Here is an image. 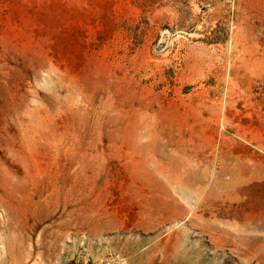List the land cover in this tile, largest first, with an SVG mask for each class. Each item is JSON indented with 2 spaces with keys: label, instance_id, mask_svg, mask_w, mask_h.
Wrapping results in <instances>:
<instances>
[{
  "label": "rangeland",
  "instance_id": "rangeland-1",
  "mask_svg": "<svg viewBox=\"0 0 264 264\" xmlns=\"http://www.w3.org/2000/svg\"><path fill=\"white\" fill-rule=\"evenodd\" d=\"M262 203L264 0H0V256L257 264Z\"/></svg>",
  "mask_w": 264,
  "mask_h": 264
},
{
  "label": "bare ground",
  "instance_id": "bare-ground-1",
  "mask_svg": "<svg viewBox=\"0 0 264 264\" xmlns=\"http://www.w3.org/2000/svg\"><path fill=\"white\" fill-rule=\"evenodd\" d=\"M257 208H263L264 209V203L258 205ZM10 222H11V217L9 218L8 215H6V214L2 215L1 214V216H0V230H2V231L6 230L7 231L11 225ZM241 227L244 231L249 230L250 228L253 229L254 231H264V218H262V217L252 218V217H249L247 215L243 219V221L241 222ZM226 233L230 234L228 232H226ZM29 235H30L29 233L28 234L24 233L18 237H15L14 242H12L8 248L5 245L6 253L4 256H0V264H4L5 262H8L9 264H17L16 262L24 261L22 250L26 248L25 242L28 239ZM47 241H45V243ZM254 243L255 244L259 243V246L254 248L253 247ZM233 244L237 248L238 252L243 253L245 255H248V254L252 255L253 252L251 250H256V254H254V255H255V259L258 260V261H256L257 264H264V234L263 235L255 234L253 236V238H251L250 236H246L244 234H235ZM36 245H34V248H38V247L41 248V246H38V245L36 246ZM42 247L45 248L44 245H42ZM46 247H47V245H46ZM25 252H27V251H25ZM30 253L31 252L28 250V253H25L24 256H28ZM251 258H254V256H251ZM248 259H249V257H248ZM20 263H22V262H20ZM166 263H167V261H166ZM199 263H201V261ZM199 263H197V264H199Z\"/></svg>",
  "mask_w": 264,
  "mask_h": 264
}]
</instances>
